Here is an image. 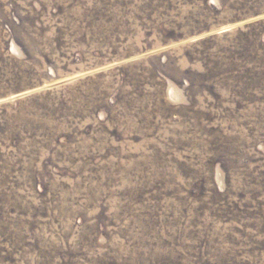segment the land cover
Listing matches in <instances>:
<instances>
[{"label": "rangeland", "instance_id": "obj_1", "mask_svg": "<svg viewBox=\"0 0 264 264\" xmlns=\"http://www.w3.org/2000/svg\"><path fill=\"white\" fill-rule=\"evenodd\" d=\"M0 264H264V0H0Z\"/></svg>", "mask_w": 264, "mask_h": 264}]
</instances>
